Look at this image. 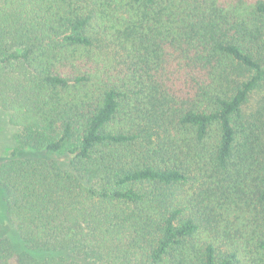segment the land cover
Here are the masks:
<instances>
[{
	"label": "trees",
	"instance_id": "1",
	"mask_svg": "<svg viewBox=\"0 0 264 264\" xmlns=\"http://www.w3.org/2000/svg\"><path fill=\"white\" fill-rule=\"evenodd\" d=\"M263 81L264 0H0V264H264Z\"/></svg>",
	"mask_w": 264,
	"mask_h": 264
},
{
	"label": "rangeland",
	"instance_id": "2",
	"mask_svg": "<svg viewBox=\"0 0 264 264\" xmlns=\"http://www.w3.org/2000/svg\"><path fill=\"white\" fill-rule=\"evenodd\" d=\"M247 108L250 112H255L264 118V81L250 95ZM21 130L9 122V113L0 109V163L7 160L11 153L19 146V137ZM67 147L59 154H50L46 151H35L29 148L20 149L19 155L33 156L38 158H46L56 160L62 168L69 165V155L66 153ZM10 238L13 242L18 241L16 228L5 218L0 215V238Z\"/></svg>",
	"mask_w": 264,
	"mask_h": 264
}]
</instances>
